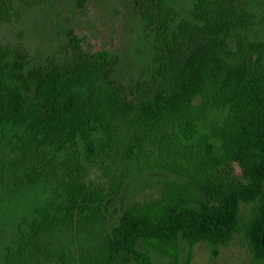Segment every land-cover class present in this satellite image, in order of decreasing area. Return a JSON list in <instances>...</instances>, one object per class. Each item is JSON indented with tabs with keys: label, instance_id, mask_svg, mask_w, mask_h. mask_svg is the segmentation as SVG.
Returning <instances> with one entry per match:
<instances>
[{
	"label": "trees",
	"instance_id": "16d2710c",
	"mask_svg": "<svg viewBox=\"0 0 264 264\" xmlns=\"http://www.w3.org/2000/svg\"><path fill=\"white\" fill-rule=\"evenodd\" d=\"M48 3L0 0V31ZM127 3L126 77L71 32L39 64L0 43V264H191L235 235L264 264V0ZM147 171L157 197L109 221Z\"/></svg>",
	"mask_w": 264,
	"mask_h": 264
},
{
	"label": "rangeland",
	"instance_id": "374dc122",
	"mask_svg": "<svg viewBox=\"0 0 264 264\" xmlns=\"http://www.w3.org/2000/svg\"><path fill=\"white\" fill-rule=\"evenodd\" d=\"M179 3L180 7L184 6ZM36 9L12 27L1 29L0 43H22L33 61L39 64L56 45L65 43V34L71 32L81 39L84 48L107 50L119 56L124 64L119 70L121 77H126L134 69L130 57L138 35L137 16L127 0H89L83 10L67 0H49L48 4ZM235 173L240 178L238 169ZM164 178L158 171L136 172L121 194L107 206L105 215L108 220H116L132 204L156 198L159 181ZM155 262L168 264L160 257ZM191 264L254 263L242 235H235L228 246L219 249L216 256H212L205 245L195 246Z\"/></svg>",
	"mask_w": 264,
	"mask_h": 264
}]
</instances>
